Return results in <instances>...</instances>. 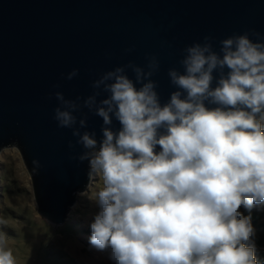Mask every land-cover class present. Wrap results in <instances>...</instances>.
Segmentation results:
<instances>
[{
	"label": "clouds",
	"instance_id": "obj_1",
	"mask_svg": "<svg viewBox=\"0 0 264 264\" xmlns=\"http://www.w3.org/2000/svg\"><path fill=\"white\" fill-rule=\"evenodd\" d=\"M220 43V53L208 42L185 49L163 104L154 58L147 72L127 66L135 82L124 67L94 81L108 93L84 100L102 118L99 141L80 132L85 119L75 127L80 105L55 94L54 119L73 129L86 150L79 159L101 179L89 243L112 264H258L251 216L240 209L264 205V43L247 34ZM6 245L0 236V264H15Z\"/></svg>",
	"mask_w": 264,
	"mask_h": 264
},
{
	"label": "water",
	"instance_id": "obj_2",
	"mask_svg": "<svg viewBox=\"0 0 264 264\" xmlns=\"http://www.w3.org/2000/svg\"><path fill=\"white\" fill-rule=\"evenodd\" d=\"M244 34L264 43V0H0V150L18 148L38 213L64 223L92 176L73 129L54 119L57 92L80 105L75 127L85 119L80 132L99 141L102 118L84 100L107 97L93 88L102 75L124 67L135 82L127 66L147 72L154 58L150 79L163 104L177 90L168 72H183L187 47L208 42L220 53L222 40Z\"/></svg>",
	"mask_w": 264,
	"mask_h": 264
},
{
	"label": "rangeland",
	"instance_id": "obj_3",
	"mask_svg": "<svg viewBox=\"0 0 264 264\" xmlns=\"http://www.w3.org/2000/svg\"><path fill=\"white\" fill-rule=\"evenodd\" d=\"M99 187L101 179L92 173L66 221L52 224L37 211L31 177L18 148L1 149L0 236L6 238L15 264H112L108 252L98 251L89 243Z\"/></svg>",
	"mask_w": 264,
	"mask_h": 264
},
{
	"label": "trees",
	"instance_id": "obj_4",
	"mask_svg": "<svg viewBox=\"0 0 264 264\" xmlns=\"http://www.w3.org/2000/svg\"><path fill=\"white\" fill-rule=\"evenodd\" d=\"M240 211L251 216V224L255 230V257L258 264H264V205L256 206L250 212L244 208Z\"/></svg>",
	"mask_w": 264,
	"mask_h": 264
}]
</instances>
